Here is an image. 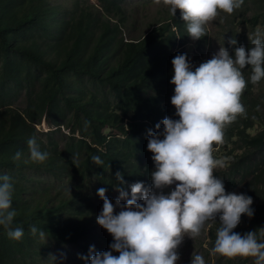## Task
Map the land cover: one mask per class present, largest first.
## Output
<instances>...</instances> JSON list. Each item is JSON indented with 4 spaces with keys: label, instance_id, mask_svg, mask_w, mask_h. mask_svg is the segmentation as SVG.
Masks as SVG:
<instances>
[{
    "label": "trees",
    "instance_id": "trees-1",
    "mask_svg": "<svg viewBox=\"0 0 264 264\" xmlns=\"http://www.w3.org/2000/svg\"><path fill=\"white\" fill-rule=\"evenodd\" d=\"M127 1L0 0V176L13 185L11 227L24 232L13 240L0 226V264H89L80 257L90 247L108 251L113 242L96 222L102 211L97 190L127 189L136 181L151 186L147 131L165 117L178 119L170 103L171 61L186 54L194 70L213 39L205 27L206 36L193 40L180 10L140 38L125 39L132 28ZM214 22L225 27L220 45L230 55L234 47L251 48L259 27L264 40V0H244L231 14L220 11ZM229 38L237 44L229 45ZM241 71L248 82L240 98L245 111L213 145V157L223 161L214 173L226 193L253 200V216L242 215L233 231H256L264 241V89L258 91L264 78L254 84L251 66ZM33 136L48 153L44 162L30 159L27 141ZM17 151L23 153L19 161L12 158ZM93 155L104 163L93 164ZM209 225L208 255L219 216ZM213 255L216 261L207 264H253L252 257Z\"/></svg>",
    "mask_w": 264,
    "mask_h": 264
},
{
    "label": "clouds",
    "instance_id": "clouds-1",
    "mask_svg": "<svg viewBox=\"0 0 264 264\" xmlns=\"http://www.w3.org/2000/svg\"><path fill=\"white\" fill-rule=\"evenodd\" d=\"M155 2L159 4L161 0ZM162 2L170 7L173 16L180 10L188 35L198 40L206 36L205 26L220 11L231 14L244 0ZM251 43L253 47L248 49L243 45L234 47L231 55L220 47L194 70L186 54L172 59L170 83L174 94L170 103L178 119L165 117L155 125V131H147V150L154 163L151 186L137 182L130 186V193L116 187L119 195L115 203L105 195V188L97 190L103 205L96 222L113 237V242L108 251L96 252L94 246L90 247L88 255L81 259H87L89 264H176L180 259L177 249L184 237L199 236L205 224L219 216L212 254L229 259L252 257L254 264H264V241H258L257 232L241 235L233 231L242 215L253 216V200L244 194L226 193L223 179L214 175V169L222 167L223 161L212 155L213 145L223 142L225 126L245 111L240 98L248 82L241 70L251 66L250 80L254 84L264 78L261 34L256 33ZM228 44L235 46L237 41L229 38ZM27 145L32 161L47 159L48 153L40 150L35 136L28 139ZM22 155L17 151L12 158L19 161ZM91 160L97 166L104 163L98 155ZM115 175L123 185L122 174ZM172 185L175 187L165 194L163 190ZM12 190L9 176H0V226L9 229L10 239L20 240L23 229L11 227L16 216ZM30 231L36 234L38 229L32 226ZM39 235L43 238L45 233L40 231ZM49 257L55 259L52 254ZM191 264H205V260L197 254L192 256Z\"/></svg>",
    "mask_w": 264,
    "mask_h": 264
},
{
    "label": "rangeland",
    "instance_id": "rangeland-1",
    "mask_svg": "<svg viewBox=\"0 0 264 264\" xmlns=\"http://www.w3.org/2000/svg\"><path fill=\"white\" fill-rule=\"evenodd\" d=\"M60 1H64V0H60ZM125 8L127 9L128 13L131 14L129 15L130 18L129 27H132L131 29L128 30L127 33H125V39L140 38L148 31L151 25L155 24L157 21L165 17L170 12V7L164 5L162 0L159 4L156 3L155 0H129L126 2ZM205 27L208 31L211 32V38L213 39V42L210 44L209 48L202 57V62L211 59L212 55L219 51L221 47L220 43L224 41V37H225V30H224L225 27H223V30H220L218 26L215 25L214 20L211 21L209 24H207ZM258 30L262 38L261 28L259 27ZM239 31L244 32L242 28H240ZM245 33L249 35L250 31L249 30L247 31L245 28ZM254 37L256 38V35H254ZM253 39H249V40L252 41ZM189 51L193 52V50L191 49H189ZM262 89L264 88H259L258 91H261ZM148 160L149 159H147L146 162H148V166L151 172L154 170V163L151 159L149 161ZM149 180L151 181L150 178ZM137 182H142L146 187H149L148 185H146L145 181H136L135 183ZM130 186L129 188L124 190L130 193ZM174 187L175 185H172L169 188H165L163 191L165 194H167ZM236 194H238V192H236ZM105 195L110 199V201L115 203V200L118 197L119 193L116 190H113V191H106ZM95 203L97 208L99 210H102L103 200L97 194L95 197ZM122 203H124V201H122ZM116 211L118 212L119 209H116ZM210 226L211 225L204 226L199 236L192 238H189L187 236L184 237L181 245L177 249L180 259L176 262V264H191L192 256L197 254L201 255L204 258L205 264L209 263L210 260H212V262L216 261L214 259L213 254L208 255V253L205 251V249L208 248L210 241L209 239ZM254 259L255 258H251V263L253 264H254Z\"/></svg>",
    "mask_w": 264,
    "mask_h": 264
}]
</instances>
